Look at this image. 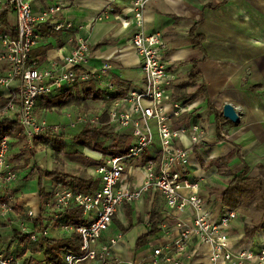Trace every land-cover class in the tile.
I'll return each mask as SVG.
<instances>
[{"label":"crops","instance_id":"obj_1","mask_svg":"<svg viewBox=\"0 0 264 264\" xmlns=\"http://www.w3.org/2000/svg\"><path fill=\"white\" fill-rule=\"evenodd\" d=\"M50 4H59L61 10L36 24V31L42 38L32 49L31 57L39 67H45L50 60H59L69 52L73 46L70 39L75 34L90 44V67H100L110 56L118 55L113 60L111 74L121 95L129 87L141 85V60L129 42L134 21L130 14L125 22H120L116 17L124 7L130 5V0H31V8L35 13ZM107 6L111 9L103 14ZM8 19L15 24L12 11L8 13ZM54 22H69L72 30L55 31ZM143 28L147 33L158 32L165 41L164 54L168 67L177 76L171 86L172 97L197 102L194 113L181 119L197 121L207 131L206 142L195 148L191 164L184 170L187 179L198 182L203 208L216 213L222 206L219 191L225 188L232 176L244 170L245 177L261 180L264 202V0H154L144 10ZM3 33L9 34V30ZM2 72L4 67L0 64ZM18 84L17 80L13 81L8 91H18ZM90 84L93 90L101 93L100 99L87 97L84 101V88L75 89L73 93L79 97V103L74 101L61 108L47 109L42 99H39L35 107L36 116L46 120L49 113H61L63 108L75 106L81 108L83 104L87 110L92 107L95 109L93 112H103L106 107L104 82L91 81ZM224 103L232 104L239 118L237 122L224 117V120H220V132L225 134L222 136L218 134L217 117L210 107L222 111ZM59 125L64 133L74 129L67 125V121ZM177 144L189 146L184 137L177 140ZM77 149L82 155L65 149L51 154L55 153L51 149L44 160L35 152L31 161L17 170H27L36 164L40 168L57 169L71 175L85 171L94 177L92 167L103 157L102 153L80 145ZM46 150L50 151L48 148ZM157 151L155 142L134 160L133 165L140 166L148 157L156 155ZM231 154L233 157L226 160V156ZM143 178L142 170L136 168L130 176V182L139 185ZM54 184H57L54 180L45 179L48 198ZM17 187L2 190L0 198L10 193L15 195ZM30 193H23L14 201L21 211L31 208L38 213L41 200L37 190ZM255 202L248 204L247 214L239 212L240 206L233 208L237 217L231 223V243L234 246H248L253 251H257L264 241V228L249 238L244 234L243 226L262 218L264 220V212L256 207ZM151 212L160 217L156 223L158 230L148 236L143 244L137 245V240L149 229ZM187 215L185 212L184 218ZM49 217H44L48 236L53 239L67 237L60 230L59 222L56 224ZM118 234V242L111 250L112 264H127L129 260L137 264H150L153 248L170 243L178 231L162 194L149 189L143 192L141 198L131 204H123L117 210L109 230L102 233L101 239L106 240ZM11 236L10 228L0 221V250L16 257V252L12 251L14 243L9 251L6 250ZM33 254L25 249L22 258ZM209 257L210 246L199 242L194 236L181 258L183 264H213ZM22 258L17 259L21 262Z\"/></svg>","mask_w":264,"mask_h":264},{"label":"built area","instance_id":"obj_2","mask_svg":"<svg viewBox=\"0 0 264 264\" xmlns=\"http://www.w3.org/2000/svg\"><path fill=\"white\" fill-rule=\"evenodd\" d=\"M152 1L130 0V5L116 16L120 22H125L130 14L134 21L129 42L141 60L143 74L140 86H131L121 95L111 74L113 60L118 55L113 54L100 67H90V44L75 34L70 39L72 48L59 60H50L47 66L39 67L32 59V49L42 38L36 31V24L60 11L59 4H50L35 13L31 0H0V8L9 5L16 24L15 36L0 34V64L4 67V72L0 73V97L8 99L0 105V121L16 120L25 145L32 148L36 136L56 135L61 131V125L49 124L36 116L37 100L76 82L96 81L104 82L105 110L97 114L72 107L64 113L67 125L70 128L99 126L101 115L105 114L106 136L121 133L130 136L125 153L109 155L93 168L92 175L100 179V185L92 192L76 191L62 184L53 186L45 203L49 220L61 219L58 221L60 230L68 236L75 232L80 239L78 251L64 252L63 264H112L111 250L120 235L102 240V233L109 230L114 214L123 204L133 203L149 189L162 194L178 231L170 243L153 248L150 264H183L181 257L194 236L210 246L209 258L213 264H264V241L257 251L248 246H234L231 223L237 217L236 210L223 205L216 213L205 210L198 182L184 175L195 148L206 142L207 131L197 121L181 119L194 113L197 102L175 99L171 95V86L177 76L168 67L165 41L158 32L147 33L143 28L144 10ZM110 9L107 6L103 14ZM53 29L71 31L72 24L54 22ZM15 80L19 82V90L8 91ZM220 135L225 136L224 132ZM182 137L188 140L189 146L177 144ZM10 142L7 135L0 138V190H6L18 178V170L7 159ZM155 142L158 145L156 155L148 157L140 166L133 165L134 160ZM136 168H140L144 176L139 185L130 182ZM5 196V200H0V221L10 230L28 235L31 242L48 235L46 227L34 226L33 219L38 213L31 208L17 211L13 196ZM75 208L81 210L82 221L77 224L67 220V213ZM19 263L16 257L0 250V264ZM127 264L137 263L129 260Z\"/></svg>","mask_w":264,"mask_h":264},{"label":"trees","instance_id":"obj_3","mask_svg":"<svg viewBox=\"0 0 264 264\" xmlns=\"http://www.w3.org/2000/svg\"><path fill=\"white\" fill-rule=\"evenodd\" d=\"M11 12L8 4H5L0 10V33L5 32L7 29L9 30V34L11 36H15L16 34V24L12 23L8 19V13ZM37 30V29H36ZM54 30V29H53ZM193 41V38L191 39ZM197 45V44H195ZM192 79V78H190ZM91 81L87 82H76L68 85L62 91L51 94L48 96L41 97L43 104L50 109L52 107L61 108L68 104L76 101L80 102L79 97L76 96L73 92L75 89L83 90L82 100L85 101L87 97L91 99H100L101 93L99 91L93 90V86L90 84ZM96 82V81H92ZM90 92H94L90 94ZM88 92V93H87ZM120 94V92H119ZM38 99V100H39ZM7 98L0 97V105H3L7 102ZM37 100V102H38ZM81 109L87 110V106L83 104ZM211 112L216 115V123L218 126V134L220 135V120H224L222 116V111H215L213 107H210ZM102 124L99 126H77L75 129V133L71 135V144L78 143L82 147H87L93 150H96L102 153L103 157L96 163V165L101 164L105 161V158L109 155L114 154H122L125 153L130 142V136L121 133L117 134L113 137L106 136V128L107 125L104 124L106 121L105 114L101 115ZM61 132V131H60ZM64 132H61L58 137L56 135H38L33 140L32 148H27V146L20 150V154L27 153L24 160V165L26 166L29 163V160L34 157L36 149H34V144L47 142L49 140L55 141L57 144H54L53 150L55 154L60 151L61 145L65 146L66 143ZM9 136L11 138V142H24V138L22 135V129L18 122L13 119H5L0 121V138L3 136ZM25 151V152H24ZM74 153H78L82 155L81 151L78 149H73ZM233 157V154L226 156V160H229ZM218 164V163H217ZM14 169H18L21 167L12 166ZM24 167V166H23ZM31 172L37 173V181H38V197L41 200L40 203V211L34 217V226L42 229L46 226L44 223V215L43 212L45 210V203L48 199V194L45 189V179H52L57 184H62L63 186L70 187L76 191L82 192H92L100 185V179L98 177L89 176L85 171L80 172L76 175H71L57 169H45L40 168L36 164H33L31 167ZM246 171H242L237 175L232 176L225 186L224 189L219 191L218 196L219 200L223 206L236 208L240 206L239 212L242 214H247L248 210L246 207L251 202L256 201V207L262 209L264 212V202L262 200V182L259 178H248L245 177ZM52 192V190H51ZM50 192V195H51ZM6 196L1 197L0 200H5ZM15 209L17 211H21V208L18 205H15ZM159 215L156 213L150 214L149 217V229L143 234L138 240L137 245L143 244L148 236L153 235L157 232L158 228L156 226L157 221L159 220ZM67 220L70 223L77 224L81 222V210L78 208L72 209L67 213ZM58 221H61L58 220ZM57 224V220H56ZM264 228V220L263 218L260 221L253 222L251 225H244L243 231L247 237H252L255 233ZM12 236L10 244L6 247V250L9 251L12 243H19L25 245L22 247L20 251H15L16 258H22L25 252V249H28L31 253H35L29 257L22 258L20 264H63V254L66 251H78L80 239L78 235L73 232L69 236L64 237L62 239H53L50 236H42L38 241L31 242L29 241V237L26 234H22L16 230H11Z\"/></svg>","mask_w":264,"mask_h":264},{"label":"rangeland","instance_id":"obj_4","mask_svg":"<svg viewBox=\"0 0 264 264\" xmlns=\"http://www.w3.org/2000/svg\"><path fill=\"white\" fill-rule=\"evenodd\" d=\"M89 110L91 112L95 111V109H93L92 107H90ZM66 111H68V109L67 108H63L61 113H57V112H53V114L49 113L46 116L47 117L46 118L47 123H49V124H64V123H66L67 119H66V117L64 115V113H66ZM95 113L100 114L101 112H95ZM74 133H75V129H73V131H71V132H68V133L66 132L65 139H64L66 145L65 146L61 145L60 148L62 150H64V149L65 150H73L74 148L75 149L78 148V146H79L78 143L71 144V141H72L71 135H73ZM59 134L60 133L57 134V137H58ZM54 144H57V143L55 141L53 142V140L51 139V140H49L47 142L34 144V149H36V153H38L39 156H42L43 157L42 159L44 160V159H46L47 154L51 153V149L53 150ZM25 147H26V145L23 142H15L14 141V142H12L10 144L9 152L7 154V159H8V161L10 162V164L12 166H16V167L17 166L18 167L25 166L24 165V163H25L24 160H25V156L27 155V153H24L22 155L19 153L20 150H23ZM47 148L50 151L47 152V150H46ZM42 150H43V152H41ZM72 153H74V152H72ZM51 154H55V153H51ZM29 161H31V159ZM95 166H97V165H95ZM94 167H92V168H94ZM13 184H14V187L18 186L17 189L14 191V193H16V194L12 195L13 196V200L12 201H13L14 204H16L14 200L18 199V197H20L21 194L30 193V192L36 191L38 189L37 173L36 172H31V169H27V170L21 169L18 172V178L12 183V185L9 188H14ZM53 186L56 187L57 184H54ZM1 191L2 190H0V192ZM10 194H12V193H10ZM42 215L48 216L49 214H48L47 210H44ZM22 247H23L22 244H19V243L15 242L13 244V246H12V251H18Z\"/></svg>","mask_w":264,"mask_h":264},{"label":"water","instance_id":"obj_5","mask_svg":"<svg viewBox=\"0 0 264 264\" xmlns=\"http://www.w3.org/2000/svg\"><path fill=\"white\" fill-rule=\"evenodd\" d=\"M222 115L224 118L231 120L232 122L238 121V113L235 107L230 103H224L222 106Z\"/></svg>","mask_w":264,"mask_h":264}]
</instances>
